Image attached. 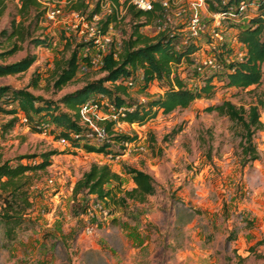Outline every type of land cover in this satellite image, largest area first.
<instances>
[{
    "label": "rangeland",
    "instance_id": "1",
    "mask_svg": "<svg viewBox=\"0 0 264 264\" xmlns=\"http://www.w3.org/2000/svg\"><path fill=\"white\" fill-rule=\"evenodd\" d=\"M54 11L44 15L32 37H53L48 47L34 46L29 40L21 50L8 57L12 62L35 54L36 61L25 71L0 76V85L26 87L34 74L41 76L37 88L27 87L34 95L57 101L61 95L80 87L86 78L101 75L98 68L101 55L111 43L119 45L131 29V18L125 15L122 3L114 6L110 0L101 4V13L91 21L67 9L65 2L39 0ZM89 9L96 0H85ZM159 3V2H157ZM160 4V3H159ZM161 6V5H160ZM18 0H6L0 15V52L9 45L1 34L17 15ZM118 11L117 24L99 37L91 48L93 67L78 72L76 80L54 90L48 77L55 59L68 55L75 44L97 34L96 23L107 12ZM185 9V11H182ZM243 14L214 17L205 3L198 0H174L161 6V18L141 27V32L155 36L170 28L179 35L181 43L193 40L201 50L195 53L200 73L220 71L223 63L237 59L242 48L235 42V25L246 24L245 13L254 11L252 5ZM197 17L201 28H192L190 18ZM70 43L68 48L67 43ZM227 43L233 49L229 58H220L218 47ZM214 44V48L210 46ZM206 58L211 63H203ZM1 62V59H0ZM193 66L182 64L178 73L188 87L200 85L201 77L193 75ZM259 85L247 89L225 87L216 82L210 98L194 100L185 108L159 113L143 126L118 124L119 131L136 134L137 143L128 145L126 152L111 159L77 149L69 153L68 144L57 139L51 127L32 132L25 119H20L8 132L0 129L1 160L17 161L21 155L56 150L51 163L38 171L29 188L32 207L28 222L16 230L14 239L3 235L0 225V264H259L264 260V106L259 108L262 126L255 129L252 141L258 159L244 162L242 127L227 116L206 107L229 100L236 106L255 102L256 95L264 98V62ZM164 82L155 81L148 93L158 95ZM139 83L130 88L133 97L143 99ZM83 120L99 136L94 118L106 117V112L91 106L83 108ZM11 116L0 113V125ZM38 158L23 159L34 162ZM106 163L122 176V188L133 186L122 172V164L148 173L155 193L144 202L127 201L123 206L106 204L93 195L73 199L75 181L91 163ZM112 187V184L109 186ZM86 207V209H85ZM84 209V210H83Z\"/></svg>",
    "mask_w": 264,
    "mask_h": 264
},
{
    "label": "trees",
    "instance_id": "2",
    "mask_svg": "<svg viewBox=\"0 0 264 264\" xmlns=\"http://www.w3.org/2000/svg\"><path fill=\"white\" fill-rule=\"evenodd\" d=\"M65 2L67 9L91 21L101 13L104 0H96L89 9L85 0H55ZM114 6H120L119 0H110ZM212 13H221L225 17L243 14L240 4H245L246 11L254 6V11L245 13L246 24L235 25L234 39L241 46L239 58L223 63L220 71L200 73L197 69L195 53L200 46L193 40L181 43L179 35L170 28L160 30L151 37L141 32V27L161 18V6L155 2L150 11L138 9L130 0H125V15L131 18L130 32L124 36L119 45L111 43L101 55V64L94 79L86 78L83 84L73 91L66 92L57 101L34 95L27 87L37 88L40 75L34 74L26 87L14 88L8 84L0 85V113L11 117L0 125L2 133L12 129L20 119H25L32 132L40 133L51 127L57 139H64L69 153L77 149L86 153L103 155L116 159L123 155L128 143H137L136 134L119 131L116 126L121 123L143 126L159 113L167 114L177 108H185L194 100L202 97L210 98L214 94L216 82L225 87L247 89L259 85L262 79L261 65L264 62V0H204ZM6 9V0H0V15ZM103 14L96 23L97 34L105 35L109 26L117 24L118 11ZM47 7L39 0H18L17 15L13 17L9 27L2 29L1 34L9 45L0 52V76L15 75L25 72L35 61V54H26L22 58L5 62V60L21 50V44L29 40L34 46L48 47L53 37H32L44 19ZM68 48L70 43H67ZM94 38L74 45L68 55L55 59L49 74V84L54 90L76 80V76L84 65L86 70L93 67L89 50L95 47ZM220 58H229L233 49L227 43L218 47ZM182 64L193 66V75L201 77V84L188 87L178 73ZM155 81L164 82L162 92L151 95L148 89ZM139 83L138 92L143 99L133 97L130 88ZM88 105L96 110L106 112L103 118H94V126L102 131L97 133L89 124H81L83 108ZM264 106V98L256 95L255 102L244 106H236L229 100L210 105L206 110L216 111L227 116L242 127V153L247 156L244 162L258 159V152L252 141L255 129L262 126L259 108ZM56 150L39 154L21 155L17 161L1 160L0 157V225L6 239H14L16 230L28 222L27 215L32 207L29 188L33 177L43 171L51 163V156ZM38 158L34 162H22L23 159ZM122 172L128 175L133 183L129 189L122 188V176L106 163L90 164L75 181L72 188L73 199L79 195H93L98 201L106 204L123 206L127 201L144 202L146 197L155 193L152 177L127 164H122ZM112 184V187H109ZM86 209V207H85ZM84 210V209H83ZM259 264H264V260Z\"/></svg>",
    "mask_w": 264,
    "mask_h": 264
},
{
    "label": "built area",
    "instance_id": "3",
    "mask_svg": "<svg viewBox=\"0 0 264 264\" xmlns=\"http://www.w3.org/2000/svg\"><path fill=\"white\" fill-rule=\"evenodd\" d=\"M198 1H200L201 3H205L204 0H198ZM130 2L133 5H135V7L138 8V9H141V10H144V11H150V10L153 9L155 2H159L162 7H168V5L170 3H174V0H130ZM243 5H245V4L243 2H241L240 7H242ZM182 11H185V9H182ZM53 14H54V11L47 12V15L49 17H52ZM221 15H222L221 13H213V16L217 17V18H219ZM190 25L192 26V28H195V27H197L199 29L201 28V25L199 23V19L197 17H191L190 18ZM89 32L93 36L91 38H94L95 45L97 46L98 45V41H99V37H102V36H100V35L94 36V29L92 27H90ZM210 46L212 48L215 47L213 43H210ZM200 50H201V48L199 49V51ZM207 62L211 63V59L210 58H206V59L203 60V63H207ZM200 68H201L200 66L197 67L198 70H200ZM81 69L85 70L86 68H85L84 65H82ZM86 106H88V105H86ZM98 133H99V135H102V131L100 129H99ZM60 141L67 143L64 139H60ZM133 144H135V143H129V144L127 143L126 146L128 147V145H133Z\"/></svg>",
    "mask_w": 264,
    "mask_h": 264
}]
</instances>
